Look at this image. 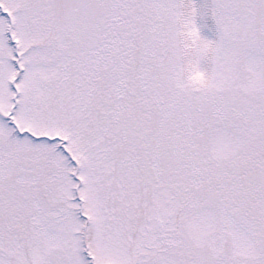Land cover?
Listing matches in <instances>:
<instances>
[{"label": "snow or ice", "instance_id": "obj_1", "mask_svg": "<svg viewBox=\"0 0 264 264\" xmlns=\"http://www.w3.org/2000/svg\"><path fill=\"white\" fill-rule=\"evenodd\" d=\"M0 264H264V0H0Z\"/></svg>", "mask_w": 264, "mask_h": 264}]
</instances>
